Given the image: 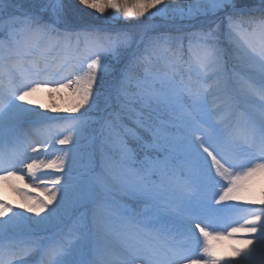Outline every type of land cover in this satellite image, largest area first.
<instances>
[{"label":"snow or ice","instance_id":"6c2138e0","mask_svg":"<svg viewBox=\"0 0 264 264\" xmlns=\"http://www.w3.org/2000/svg\"><path fill=\"white\" fill-rule=\"evenodd\" d=\"M28 2L25 9L24 0H0V22L8 17L7 31L0 26V180H23L17 173L26 169L25 175L48 194L30 197L13 184L29 200L19 205L22 211L0 200V264H35L38 254L47 257L46 264H80L66 259L63 246L50 247L46 238L19 239L31 235L22 231L27 222H51L58 208L69 205H94L93 223L119 239L121 248L107 264H244L264 249V192L260 214L245 212L250 219L228 231L253 238L238 241L228 257L207 242L212 235L207 229L229 227L230 214L245 210L244 202H255L252 178L264 175V0L259 9L251 6L253 0H191L187 8H169L170 0H106L103 5L78 0L101 14L106 9L122 13L130 26L133 20L144 25L145 35L157 31L150 18L172 13L175 22L178 12L181 22L200 19L187 51L182 42L172 49V37L161 34L139 56L133 45L138 51L144 39L137 40L132 27L97 26L72 13L66 0ZM244 24L252 31L243 30ZM257 35L254 45L250 38ZM129 54L143 65V79L130 92L125 74L115 97L102 101L105 75ZM154 60L163 62V71L153 70ZM47 84L57 85L51 91L71 89V106L58 109L32 99ZM92 111L115 152L102 157L99 171L92 145L81 143L88 139L85 117ZM21 122L67 131L55 140L62 154L41 159L50 154L52 138L11 135ZM128 202L143 207L130 208ZM142 225L154 226L155 238L165 242L146 241ZM177 236L193 248L174 243ZM195 248L199 259L191 258Z\"/></svg>","mask_w":264,"mask_h":264},{"label":"rangeland","instance_id":"374dc122","mask_svg":"<svg viewBox=\"0 0 264 264\" xmlns=\"http://www.w3.org/2000/svg\"><path fill=\"white\" fill-rule=\"evenodd\" d=\"M99 4H104L106 0H96ZM112 2H117V0H112ZM129 4H134L136 0H127ZM191 0H170L169 8L173 7H183L187 8L188 4ZM252 7L259 9L260 4L259 0H253L251 4ZM90 11V10H89ZM91 12L99 13L97 10L92 9ZM18 14V13H14ZM101 17L104 19V25L100 26L106 29H110L113 31H118L127 27H132V31L136 34L137 40L141 37L144 39V44L139 46V50H136V45H133V51H136L137 56L144 53L145 45L151 39L149 35L159 36L161 34L168 35L172 37V41L170 47L172 49H179L181 42L183 43L184 50L187 51L188 47V38L189 34L195 31H198L200 19L188 21L185 20L183 22L179 19V13L175 14L176 20L172 21V13L169 14V17H154L150 18L151 26L157 31H150L146 35L144 34V25H137L135 20H133V24L130 26L128 21L123 17L122 13H117L114 9H106V11L101 14ZM255 15L258 17L259 12L257 11ZM7 19L5 16L4 21L0 22V26L4 28V31H7ZM202 19V18H201ZM146 24L148 22H145ZM195 25V26H194ZM243 30L251 32L252 28L247 24L242 26ZM226 31V26L225 29ZM254 45H258L260 37L253 36L250 38ZM224 47H228V42L225 40ZM232 60L229 59V66L232 64ZM245 63H248L247 58H245ZM84 69L87 70V62L84 64ZM153 70L163 71V62L154 60L153 62ZM78 74V73H74ZM127 75L128 80L126 82V87L128 90L135 91L136 90V82L138 80L143 79V65L136 64L133 61L132 56L129 54L126 56L119 64L115 65L114 68L105 75L104 83L101 85V100L103 101V97L106 95H112L113 98L116 95V89L120 85V80L124 75ZM247 79V77H245ZM107 82V83H106ZM57 85L47 84L41 85V87L35 92L32 96V99L39 101L42 104L51 105L58 109H64L66 107L71 106L72 98H71V89H60L59 91H51V89L56 88ZM104 108L103 102H101V109ZM42 111H46V109H42ZM109 112L112 109L108 110ZM96 113V115H91ZM55 115V113H52ZM61 115L64 113L61 112ZM107 116V112L103 113ZM91 115V116H90ZM90 121L89 135L86 141H81V143H90L92 147L89 151H94L97 171L100 170V164L102 157H111L115 155L114 148L110 142L106 140V132L102 130L103 121L99 120V114L96 111H92L85 117ZM98 123L99 125L95 124ZM22 131L29 129L34 130L35 136H49L52 138L53 143L50 146V154L47 156H42L41 159L51 160L55 157L61 155L58 151L61 145L56 144L55 140L63 138V136L68 135L67 131L60 132L58 128L52 127L49 129H42L41 126L35 124H29L27 122L18 123L13 129L11 135H16L20 130ZM92 129V135L90 134ZM49 134V135H48ZM48 140V138H47ZM45 140V142L47 141ZM32 146V147H37ZM31 151V149H29ZM179 162V161H178ZM54 171V170H53ZM26 169L23 172L17 173L19 176H24L23 180H19L16 176L11 177L9 180H0V200L6 201L13 208L22 211L19 208V205L28 203L29 200L25 199L19 192L15 191L12 187L15 184L19 188H23L25 192L29 194V196H37L43 199L48 193L44 190V186H38L40 184L39 181L33 182L25 175ZM54 177H43V180L52 179ZM50 187V186H49ZM252 189L255 192L254 201L244 202L246 204V209L240 212H234L230 214L228 217L229 227L225 228H217L215 231L212 229H207L212 232V235L208 238L209 245L215 250V252L222 256L228 257L230 256L231 249L235 246H238V241L244 239L253 238L251 235L244 234L242 232L234 233L233 235H228V231L231 227H240L244 224V221L250 219L249 215H246L245 212L255 213L257 215L260 214L261 207L259 204L260 199L262 198L260 193L264 192V175L257 174L252 178ZM119 203H125L126 201L119 200ZM92 206L94 208H92ZM128 207L141 209L143 207L142 204H136L132 202H128ZM87 210V216L83 217L82 212ZM96 211L94 205H88L87 207H74V206H63L58 208L55 218L51 222H41L36 223V221H29L23 227L22 231L25 233H31V235H23L20 236L19 239L27 240L33 239L37 237L46 238L48 245L51 247L53 245H61L68 253L66 259L69 261H79L80 264H107V261L111 258L112 253L120 250L121 243L119 239H117L110 229H98L96 225L93 223V214ZM32 215V214H28ZM83 219V220H82ZM231 221H235L234 223ZM195 226V221L193 222V227ZM145 236L144 239L150 243L161 244L165 241L162 238H155L156 228L151 225H142ZM75 229L72 234H69V229ZM197 235L199 233L197 232ZM83 236V239L77 243L78 237ZM219 237L218 239L215 237ZM180 243L185 248H191L192 242L190 240H186L183 237L177 236L176 241L174 243ZM203 244V238H201V246ZM202 254L200 253L199 248L193 249L191 258L199 259ZM35 264H46L47 257L44 255H35L33 257ZM264 262V249H257L256 254L252 257L251 260H246L244 264H262ZM178 264H183V261H179Z\"/></svg>","mask_w":264,"mask_h":264},{"label":"trees","instance_id":"16d2710c","mask_svg":"<svg viewBox=\"0 0 264 264\" xmlns=\"http://www.w3.org/2000/svg\"><path fill=\"white\" fill-rule=\"evenodd\" d=\"M66 4L69 7V10L74 13L78 18H81L85 21L96 24L97 26L104 25V19L99 13L91 12L92 9H85L84 6L79 5L78 0H66ZM28 0H24V8H28ZM90 10V11H89ZM156 35H149V38H154ZM107 83V82H106Z\"/></svg>","mask_w":264,"mask_h":264}]
</instances>
